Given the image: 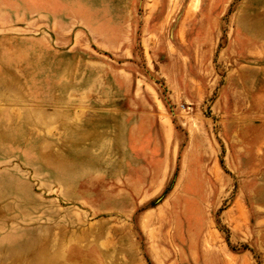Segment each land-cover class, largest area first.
Masks as SVG:
<instances>
[{
	"label": "rangeland",
	"instance_id": "rangeland-1",
	"mask_svg": "<svg viewBox=\"0 0 264 264\" xmlns=\"http://www.w3.org/2000/svg\"><path fill=\"white\" fill-rule=\"evenodd\" d=\"M0 264H264V0H0Z\"/></svg>",
	"mask_w": 264,
	"mask_h": 264
}]
</instances>
